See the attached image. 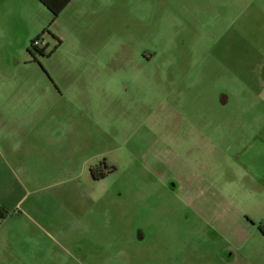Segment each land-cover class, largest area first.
I'll return each mask as SVG.
<instances>
[{"label": "rangeland", "instance_id": "1", "mask_svg": "<svg viewBox=\"0 0 264 264\" xmlns=\"http://www.w3.org/2000/svg\"><path fill=\"white\" fill-rule=\"evenodd\" d=\"M21 1L0 0V264H264V203L223 188L264 119V0H85L49 57Z\"/></svg>", "mask_w": 264, "mask_h": 264}, {"label": "crops", "instance_id": "2", "mask_svg": "<svg viewBox=\"0 0 264 264\" xmlns=\"http://www.w3.org/2000/svg\"><path fill=\"white\" fill-rule=\"evenodd\" d=\"M23 3L22 10L27 9L37 15L41 26L48 24L52 20L50 12L37 0H25L21 1ZM84 4V5H83ZM88 7L90 14L94 11V3L91 1L85 0H72L67 7L62 11V13L57 17L55 21L51 23L52 26L60 27L67 26L72 30L81 31V7ZM108 10H106L107 12ZM81 38V33H80ZM71 92L65 93L66 95ZM81 95V90L78 92ZM22 96H20V102L9 106L12 107V111L23 112V111H35L43 107L44 103H33L25 102ZM258 123V128L254 132L249 131L245 133V136L248 134H253L251 139L244 140L245 146L243 150L236 156L234 165L236 166L235 172L239 176L237 184L229 183L226 187H223L231 191V196L229 199H234L235 202L240 201H252L257 203H264V119H260ZM113 172V171H112ZM111 173V172H110ZM101 180V179H100ZM264 208V207H263ZM252 210L248 209L245 211H239V215L242 216H251ZM255 212V210H254ZM13 218H0V221L7 222ZM33 219V218H32ZM62 231V232H61ZM60 231L61 234L64 233V230Z\"/></svg>", "mask_w": 264, "mask_h": 264}, {"label": "trees", "instance_id": "3", "mask_svg": "<svg viewBox=\"0 0 264 264\" xmlns=\"http://www.w3.org/2000/svg\"><path fill=\"white\" fill-rule=\"evenodd\" d=\"M40 4H42L51 14L52 16V21H55L57 17L62 13V11L67 7V5L72 1V0H37ZM45 28L39 35H37L33 40L30 41V45L27 48V52L30 55H33V52L38 53L41 57H49L60 45L61 41H57L56 46L52 50L51 53L46 54L45 53V48H38L37 43L41 40V38L49 31V27ZM90 174L93 177L94 180H100L105 178L106 176L103 174L96 175L95 171L93 169L90 170Z\"/></svg>", "mask_w": 264, "mask_h": 264}, {"label": "flooded vegetation", "instance_id": "4", "mask_svg": "<svg viewBox=\"0 0 264 264\" xmlns=\"http://www.w3.org/2000/svg\"><path fill=\"white\" fill-rule=\"evenodd\" d=\"M104 175V174H103Z\"/></svg>", "mask_w": 264, "mask_h": 264}]
</instances>
